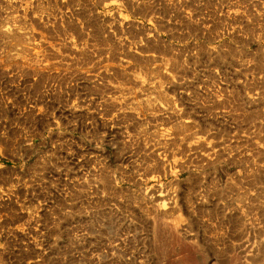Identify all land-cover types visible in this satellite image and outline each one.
<instances>
[{
  "label": "rangeland",
  "instance_id": "374dc122",
  "mask_svg": "<svg viewBox=\"0 0 264 264\" xmlns=\"http://www.w3.org/2000/svg\"><path fill=\"white\" fill-rule=\"evenodd\" d=\"M1 264H264V0H0Z\"/></svg>",
  "mask_w": 264,
  "mask_h": 264
},
{
  "label": "bare ground",
  "instance_id": "6f19581e",
  "mask_svg": "<svg viewBox=\"0 0 264 264\" xmlns=\"http://www.w3.org/2000/svg\"><path fill=\"white\" fill-rule=\"evenodd\" d=\"M2 263L1 259H0V264Z\"/></svg>",
  "mask_w": 264,
  "mask_h": 264
}]
</instances>
